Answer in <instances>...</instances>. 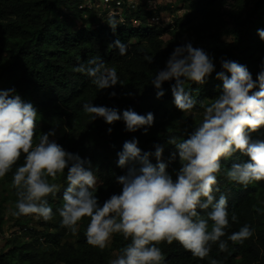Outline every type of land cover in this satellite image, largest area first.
Segmentation results:
<instances>
[{
    "label": "trees",
    "instance_id": "1",
    "mask_svg": "<svg viewBox=\"0 0 264 264\" xmlns=\"http://www.w3.org/2000/svg\"><path fill=\"white\" fill-rule=\"evenodd\" d=\"M88 1L93 5L100 2ZM79 2L86 4L85 0H0V91L14 88L24 102L35 107L38 117L34 142H38L40 134L55 129L56 135L50 139L67 152L91 162L97 176L95 195L102 206L122 190L116 178L125 175L127 169L117 166V153L123 150L126 141L138 140L142 153H154L155 146H161L166 171L175 181L173 173L180 161L175 146L168 144L167 139L175 135L187 140L202 122L203 108L199 103L190 113H182L175 107L171 92L174 80L162 85L165 94L160 99L156 98V89L151 85L156 72L165 68L173 50L180 46L177 34L194 36L214 58L216 71L204 85L186 84V89L198 102L210 104L222 92V81L216 79V73L221 71V58L245 65L256 80L264 64V41L257 34L258 29H264V0H197L192 12L174 26L158 29L149 26L155 14L144 5L135 10L125 8L128 21L141 20V25L118 23L115 33L109 26L95 27L101 21L94 10L67 12L71 10L70 5L78 7ZM78 18L83 24L75 29ZM226 36L232 41L225 40ZM117 39L127 45L124 56L116 49H109ZM93 57H100L108 67H115L122 85L98 92L88 76L75 70ZM146 58H151L152 63ZM113 91L115 97L110 96ZM85 103L115 108L120 114L129 109L141 115L151 112L154 124L147 135L143 129L129 133L122 120L111 126L102 118L91 121L83 111ZM250 136L253 141L264 140V128ZM173 153H177L174 160L171 159ZM247 159L236 153L227 161L221 160L222 170L217 177L220 193L216 195L217 198L221 193L226 195L229 213L235 212L238 216V223L230 220L228 233L239 231L247 224L254 230L253 236L243 245L229 242L227 252H220L213 245L204 260L194 258L178 242L171 245L162 242L159 247L165 257L164 264H209L210 259H218L221 264H264V181L245 188L229 182L225 175L234 163ZM150 162L156 164L154 156L150 157ZM22 164L23 156L0 180L1 226L5 222L6 205L12 213L16 211L12 177ZM67 171L66 168L65 175ZM54 182L62 185L55 197H48L56 222L54 231H40L30 227L29 216L14 215L23 237L14 235V240L0 252V264H110L113 254H118L129 241L115 234L109 246L100 250L86 241L84 233L89 218H83L75 235L61 227L57 209L63 205L66 183L64 177Z\"/></svg>",
    "mask_w": 264,
    "mask_h": 264
},
{
    "label": "clouds",
    "instance_id": "2",
    "mask_svg": "<svg viewBox=\"0 0 264 264\" xmlns=\"http://www.w3.org/2000/svg\"><path fill=\"white\" fill-rule=\"evenodd\" d=\"M108 26L115 33L116 19L110 18ZM257 34L264 41V29H258ZM109 49L124 56L127 45L117 39ZM146 59L152 63L151 58ZM220 66L216 79L222 81V92L205 105L186 89V84L204 85L216 71L214 58L190 42L173 50L165 68L151 80L156 98L165 94L162 85L174 80L171 92L175 107L190 113L199 103L203 108L202 122L187 140L175 135L167 139L168 144L175 146L181 164L175 181L166 171L161 146L156 145L154 153H142L138 140L126 141L117 153V166L127 169L125 175L116 178L122 190L102 206L95 195L97 176L91 162L50 139L56 135L55 129L40 134L38 142H34L37 110L24 102L14 88L0 91V180L23 156V164L12 177L17 196L13 215L52 220L48 197L60 192L62 185L54 181L64 177L63 205L57 209L61 227L75 235L83 218H89L86 241L100 250L109 246L115 234L129 241L110 264H164L159 247L162 242H178L200 260L209 257L213 245L220 252L228 251L229 242L243 245L254 230L245 224L239 231L228 233L230 220L238 223V216L229 213L226 195L221 193L217 198V177L222 170L221 160L240 153L249 159L227 169L228 181L245 188L264 181V140L253 141L250 136L264 128V64L255 81L245 65L221 58ZM75 70L88 76L98 92L122 85L117 69L108 67L100 57L87 60ZM110 96L115 97V91ZM83 111L91 121L102 118L110 126L122 120L129 133L143 129L147 135L154 124L151 112L141 115L129 109L120 114L115 108L93 103L83 104ZM111 132L109 127L108 133ZM177 153L171 159H176ZM151 156L155 157V165L150 162ZM209 264L221 261L210 259Z\"/></svg>",
    "mask_w": 264,
    "mask_h": 264
},
{
    "label": "rangeland",
    "instance_id": "3",
    "mask_svg": "<svg viewBox=\"0 0 264 264\" xmlns=\"http://www.w3.org/2000/svg\"><path fill=\"white\" fill-rule=\"evenodd\" d=\"M133 2L135 3V7L132 10L138 9L141 6L142 7L145 6L146 9H148L147 11L154 12V14L157 15L161 19V21L166 22L167 25H165V27L156 26L157 27L156 29H158V28H167L169 26L171 27L174 26L179 19H183V17H185L187 14L192 12L193 10L192 5H194L193 3L197 2V0H190V2H188V0H133ZM81 5L82 3L80 2L78 3V7L70 5L71 10L67 9L66 6L67 12L68 13L70 12L71 14L75 13L78 11V9H80ZM227 9L229 11L231 8L228 7ZM60 10L62 9L58 8V11ZM99 11L102 12L103 23L101 21V24L98 23L95 27L97 28L99 26H108V21L111 17L105 15L106 12L103 9H100ZM63 17L66 16L63 15ZM226 20L229 27H232L231 20L228 17H226ZM82 24H83L82 20L78 18L74 23V25L76 26L75 29L81 28ZM177 40L180 46L190 42L194 48H202L203 50H205V45L198 42L195 39V37L190 34L178 33ZM225 40L229 42L232 41L231 37L229 36H226ZM180 167L181 164H179L178 168L174 171L173 173L174 176ZM3 215L5 217V222L3 226L0 225V252L3 251L4 248H6V246L14 240L15 234H17L18 236L21 235L19 233V231L21 230V226L16 225V218L14 217L12 210L8 205H6V209L4 210ZM29 222H30V227H34L36 229H39L40 231H54L53 226L56 223L54 219L50 221H44L43 219L35 218L33 215H29ZM20 237H23V235ZM69 241L73 242V239H70ZM116 254L117 253L113 254L112 259L116 258Z\"/></svg>",
    "mask_w": 264,
    "mask_h": 264
},
{
    "label": "built area",
    "instance_id": "4",
    "mask_svg": "<svg viewBox=\"0 0 264 264\" xmlns=\"http://www.w3.org/2000/svg\"><path fill=\"white\" fill-rule=\"evenodd\" d=\"M86 4H82L80 6V9L82 10H94L97 12V18L102 21L103 23V15L102 12H100V9H103L107 16L109 17H116L117 23L122 24V25H127L129 23L133 25H140L139 20L132 19L128 21L127 17L124 15L125 14V8L129 9H134L135 3L133 0H100V2L93 4H90L88 0H85ZM148 10V9H146ZM104 15V16H105ZM166 22L161 21V19L157 16L154 15L151 17L149 21V26L150 27H156V26H161L165 27ZM170 25V24H169ZM100 27V26H99Z\"/></svg>",
    "mask_w": 264,
    "mask_h": 264
}]
</instances>
